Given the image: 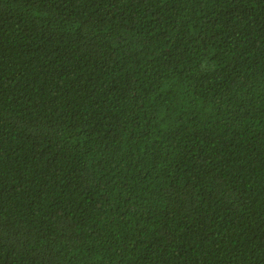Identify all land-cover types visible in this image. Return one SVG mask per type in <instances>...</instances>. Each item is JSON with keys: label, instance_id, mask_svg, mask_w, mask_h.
I'll return each instance as SVG.
<instances>
[{"label": "trees", "instance_id": "trees-1", "mask_svg": "<svg viewBox=\"0 0 264 264\" xmlns=\"http://www.w3.org/2000/svg\"><path fill=\"white\" fill-rule=\"evenodd\" d=\"M0 264H264V0H0Z\"/></svg>", "mask_w": 264, "mask_h": 264}]
</instances>
